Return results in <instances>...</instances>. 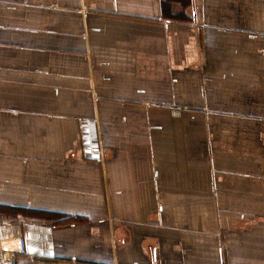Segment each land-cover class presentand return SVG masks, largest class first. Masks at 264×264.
I'll return each mask as SVG.
<instances>
[{
  "label": "crops",
  "instance_id": "0c3cea01",
  "mask_svg": "<svg viewBox=\"0 0 264 264\" xmlns=\"http://www.w3.org/2000/svg\"><path fill=\"white\" fill-rule=\"evenodd\" d=\"M0 236L264 264V0H0Z\"/></svg>",
  "mask_w": 264,
  "mask_h": 264
},
{
  "label": "built area",
  "instance_id": "2783aa9c",
  "mask_svg": "<svg viewBox=\"0 0 264 264\" xmlns=\"http://www.w3.org/2000/svg\"><path fill=\"white\" fill-rule=\"evenodd\" d=\"M26 248L25 240L22 237L0 236V264H4V255L24 254L26 252Z\"/></svg>",
  "mask_w": 264,
  "mask_h": 264
},
{
  "label": "rangeland",
  "instance_id": "374dc122",
  "mask_svg": "<svg viewBox=\"0 0 264 264\" xmlns=\"http://www.w3.org/2000/svg\"><path fill=\"white\" fill-rule=\"evenodd\" d=\"M7 221V220H6ZM6 221L5 220H3L2 221V224H6ZM8 222H10L11 223V221L10 220H8ZM13 255H15V254H9L8 256L7 255H4V264H9V261L11 260V256H13Z\"/></svg>",
  "mask_w": 264,
  "mask_h": 264
}]
</instances>
